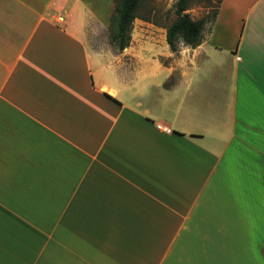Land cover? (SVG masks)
Listing matches in <instances>:
<instances>
[{"label":"crops","instance_id":"crops-1","mask_svg":"<svg viewBox=\"0 0 264 264\" xmlns=\"http://www.w3.org/2000/svg\"><path fill=\"white\" fill-rule=\"evenodd\" d=\"M113 0H0V264H264V0L199 45Z\"/></svg>","mask_w":264,"mask_h":264},{"label":"trees","instance_id":"trees-1","mask_svg":"<svg viewBox=\"0 0 264 264\" xmlns=\"http://www.w3.org/2000/svg\"><path fill=\"white\" fill-rule=\"evenodd\" d=\"M141 1L113 0L110 39L120 50L128 46L133 21L139 17L137 11ZM188 2L189 0H177L174 3L175 17L166 27V40L172 50L176 49L179 41L190 47L199 45L203 38L205 25L212 23L216 17L217 10L212 14L208 12L202 17L192 18L188 12H185Z\"/></svg>","mask_w":264,"mask_h":264},{"label":"rangeland","instance_id":"rangeland-1","mask_svg":"<svg viewBox=\"0 0 264 264\" xmlns=\"http://www.w3.org/2000/svg\"><path fill=\"white\" fill-rule=\"evenodd\" d=\"M177 0H142L138 8L139 18H149L153 21L168 25L175 17L174 3ZM220 0H189L188 8L185 12H188L192 18H199L204 16L206 13L212 14L219 7ZM114 6V2H113ZM113 14V13H112ZM112 25L105 30L104 43L109 44L111 47L118 49L110 39L112 32Z\"/></svg>","mask_w":264,"mask_h":264}]
</instances>
